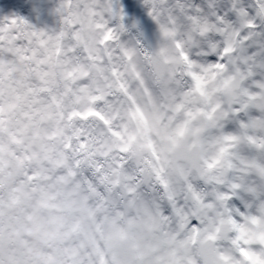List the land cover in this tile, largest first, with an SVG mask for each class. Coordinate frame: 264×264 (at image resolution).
<instances>
[{
	"label": "clouds",
	"instance_id": "clouds-1",
	"mask_svg": "<svg viewBox=\"0 0 264 264\" xmlns=\"http://www.w3.org/2000/svg\"><path fill=\"white\" fill-rule=\"evenodd\" d=\"M0 264H264V0H0Z\"/></svg>",
	"mask_w": 264,
	"mask_h": 264
},
{
	"label": "snow or ice",
	"instance_id": "snow-or-ice-1",
	"mask_svg": "<svg viewBox=\"0 0 264 264\" xmlns=\"http://www.w3.org/2000/svg\"><path fill=\"white\" fill-rule=\"evenodd\" d=\"M13 22H15V21H13ZM241 251L243 252L244 256L251 258L250 253L246 249H241ZM225 259H227V257H225Z\"/></svg>",
	"mask_w": 264,
	"mask_h": 264
}]
</instances>
